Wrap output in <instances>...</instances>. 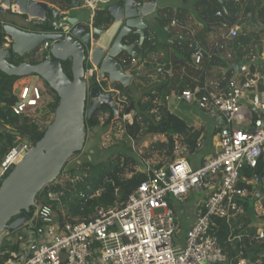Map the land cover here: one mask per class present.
<instances>
[{
	"label": "built area",
	"instance_id": "2783aa9c",
	"mask_svg": "<svg viewBox=\"0 0 264 264\" xmlns=\"http://www.w3.org/2000/svg\"><path fill=\"white\" fill-rule=\"evenodd\" d=\"M80 8L90 14L87 26L95 29L94 21L99 12L108 10L112 0H78ZM142 7L140 3H136ZM224 12H218L223 17ZM68 12H61L59 21L51 22V31L46 34L68 36L72 28L67 23ZM253 14H243L211 49L196 39L191 40L189 50L192 63L198 69L215 56L238 67L232 79L223 85L220 80L207 78L202 82L192 78L194 89L175 94L179 103L195 106L200 112L221 121L218 132L219 150L204 158L200 165L193 166L184 157L187 152L180 135L176 139V157L167 167L145 168L144 181L121 207L111 211L97 209L94 221L60 226L55 210L41 202L34 205V212L18 230H5L0 234L1 264H231L211 234L217 226L216 220L230 218L240 209V201L247 194L240 183H256L243 176L247 168L256 176L264 160V54L253 53L245 48L242 60L236 64L234 41L247 35L252 27ZM39 24L38 21H35ZM174 24H176L174 22ZM53 43L46 41L34 51L42 59H50ZM131 58L123 61L126 66H136ZM185 71V70H184ZM91 53L86 58V77L95 78L101 93H116L115 101L120 108V90L105 85L98 77ZM43 89L39 82L31 81L21 88L19 101L13 112L27 115L43 103ZM253 112L250 126L240 124L243 109ZM119 114V112H118ZM133 113L124 115L123 122L131 123ZM34 147L31 143H20L0 162V185L25 155ZM184 152V153H183ZM264 186V185H263ZM194 189L205 193L198 208L196 222L185 237L170 200L182 202ZM170 198V199H169ZM48 199L62 205L58 193L49 192ZM264 239V232L259 233ZM19 244L18 251H3V245ZM10 257L5 259V256ZM250 263V262H249ZM246 260L237 264H249Z\"/></svg>",
	"mask_w": 264,
	"mask_h": 264
},
{
	"label": "trees",
	"instance_id": "16d2710c",
	"mask_svg": "<svg viewBox=\"0 0 264 264\" xmlns=\"http://www.w3.org/2000/svg\"><path fill=\"white\" fill-rule=\"evenodd\" d=\"M152 1L135 0L141 5ZM220 5L224 7V14L223 17H216L218 11L216 7H220ZM215 6L211 14L215 20H219L220 23L217 26L224 29L225 32L239 21L241 13L248 14L251 11L248 6L247 8L239 7L237 0H228L223 3L221 0H215ZM164 13V10L158 11L159 16H167L166 20L171 21L173 19L174 16L171 13ZM105 15H108V10L98 13L94 21L95 28H105ZM175 17H179L178 13L175 14ZM204 24L206 31L210 32L211 24L208 22H204ZM4 25L0 22V49L5 48L7 44L10 45L11 49L13 42L4 31ZM34 28H38L37 31L39 32L51 31L50 23L35 25ZM257 38L249 33L239 36L234 41L236 64L242 60V53L245 48L254 47ZM157 50L158 45L149 43L146 39L142 49L137 53L136 60L138 61V68L144 65L147 70H155L158 66V70L156 68L153 73V75L158 76V80L153 81L151 79L152 73L142 76L141 71L135 70L133 72L134 86L119 89L121 102L118 117H115L111 107L105 105L86 121L87 133L89 130L100 126L106 130L112 127L114 134L121 133L125 140L122 150L112 153L105 161L80 162L69 169L68 161L58 178L38 194L36 201L49 205L55 210L60 226L65 223L77 225L94 221L97 217L98 208L105 211L120 208L122 203L147 180L145 168L167 167L170 162L175 160L176 139L170 134V130L174 127H178V134L183 138V145L187 152H195L202 132L188 126L184 120L176 118L168 109V102L172 95L195 88L190 79V74L180 79L181 76L178 75V71L181 69L188 70L193 77L202 82H205L207 78H213L226 85L232 79L235 69L229 67V64L218 56L197 69L192 63L191 51L188 50L180 59L181 61L171 76L168 69L156 65L157 63L151 59V55ZM10 61L19 65V62H15L12 56ZM70 64L69 61L62 62L64 72L72 79ZM160 69L162 72H159ZM214 70L217 73L215 76L213 75ZM21 80V78L6 76L0 72V125L8 128L7 131L10 130V132H0V160L13 148L23 143V140H27L28 143L35 146L43 138L48 128L41 129L39 123L32 120L29 114L18 116L13 112L12 107L20 98L21 90L18 88V84ZM93 80H95V85H98L96 79L93 78ZM105 85L107 86L106 83ZM51 92L54 98L50 99L41 109L33 111L38 113L41 118L54 115L59 104L58 95L53 90ZM132 113L131 123L122 121L124 115ZM106 115L108 116L104 118ZM120 121L123 122L121 127L118 126ZM156 136H164L165 141L157 140L149 143L148 146H144L147 138ZM133 142L137 143V150H134ZM255 172L257 178L254 177L251 170L246 168L243 171V176L250 181L258 182L260 180L261 184L264 185V164ZM253 184L255 183H240V187L246 190L247 194L239 200V211L228 219L216 220L217 226L211 231V234L218 238L219 244L231 264H237L243 260H248L252 264H264V239L259 238V228L254 225L248 215L256 195V188ZM49 192L59 194L62 200L61 206L48 199ZM33 212L34 207L28 215L23 213L21 216L28 218ZM17 218L15 217L12 222ZM260 218L264 220V213ZM19 244H5L2 250L18 251ZM9 257V255L5 256V259Z\"/></svg>",
	"mask_w": 264,
	"mask_h": 264
},
{
	"label": "water",
	"instance_id": "95a60500",
	"mask_svg": "<svg viewBox=\"0 0 264 264\" xmlns=\"http://www.w3.org/2000/svg\"><path fill=\"white\" fill-rule=\"evenodd\" d=\"M65 1L74 10L80 8L78 0ZM3 4L27 16L31 22L38 21L40 25L61 18L58 8L36 0H4ZM155 7L154 1L138 7L135 0H125L124 4L109 9L111 23L104 29L95 28L93 31L78 18L70 17L67 23L72 32L68 36L22 30L9 24L3 26L13 42L11 50L20 57L34 52L46 41L53 43L50 59L36 64L15 65L10 61V46L0 49V72L11 77L31 78V86L41 80L58 95L59 104L43 138L3 178L0 185V234L5 230H18L26 223L27 217L21 215L31 212L38 194L58 178L74 154L83 150L87 139L86 121L95 112L107 105L118 117L116 93L103 94L99 85L92 86L89 91L86 77L87 46L100 79L109 81L111 85L119 83L127 87L134 77L126 76L127 68L119 63L118 58L123 52L133 54L132 58L137 57L135 47L138 43L142 46L146 39L148 24L145 17L153 14ZM130 35L139 36V42L132 47L126 45ZM68 61L72 65V79L64 72L62 65V62ZM234 69L238 71L237 66ZM15 217H18L17 220L12 222Z\"/></svg>",
	"mask_w": 264,
	"mask_h": 264
},
{
	"label": "crops",
	"instance_id": "0c3cea01",
	"mask_svg": "<svg viewBox=\"0 0 264 264\" xmlns=\"http://www.w3.org/2000/svg\"><path fill=\"white\" fill-rule=\"evenodd\" d=\"M4 1V0H3ZM39 2H43L49 6H55L60 10V12H65L63 10H67L68 16L67 18H78L81 22H83L86 26L89 21V12L87 10H83L81 8L74 10L72 6H69L68 4L62 3L61 6H57L56 3H51L47 0H36ZM156 2L155 11L153 14L145 17V20L147 22V19H151L152 21L158 18V11H163L164 14L166 12L171 13L174 17L170 21L169 19L166 20V17H164V21L156 24V31H157V37H147L149 43H153L154 45H158V50L156 53L151 55V59L156 62V65L163 66L164 68L168 69L171 76H173V70L176 69L175 67L179 62L180 59L188 52L189 50V44L191 40L196 39L199 42H201L206 48L212 47L213 44L219 41L217 36L220 34L219 27L217 25L220 23L219 20H215V17L212 16L211 11L215 6V0H153ZM228 0H221V3ZM239 7L242 6L244 8L250 7L251 11L249 13L253 14V26L247 28L248 33L253 35L254 37H258L257 41L254 43V47H250L251 52L253 53H260L264 54V0H237ZM2 0H0V3ZM125 0H112V3L110 4L108 8V15H105L104 19V25L112 22V18L109 12V9L124 4ZM145 5V4H144ZM218 8V12H224V7L220 5ZM179 15V17H175V14ZM170 15V14H169ZM217 17V15H216ZM53 22V20L51 21ZM51 22H49L51 24ZM174 22L176 24H174ZM204 22H208L211 24V31L207 32L205 29ZM35 25H40L36 22ZM221 29V28H220ZM222 32H224V29H221ZM222 34V33H221ZM220 34V37H221ZM145 39V41H146ZM144 41V42H145ZM139 42V36H135L133 39L131 38L129 43L127 41L126 45L136 44ZM144 44V43H143ZM143 45L140 46L139 43L137 44L135 51L138 53L142 49ZM6 48V47H5ZM148 49V48H147ZM190 51V50H189ZM125 52H123L124 54ZM120 57L119 63L121 62V59L123 57ZM121 64V63H120ZM138 64V63H137ZM123 66V65H122ZM127 68L125 74L126 76H133V72L135 70H139L142 72V76H145L146 74H151L150 77L153 79V69H145L144 65H141L139 68L136 66H124ZM158 67V66H157ZM159 72H162L160 69ZM190 74V79L195 78L189 71H184L183 69L178 71V75L181 77L187 76ZM99 77V72H98ZM107 82L108 86L111 88L120 89L122 85L119 83L116 84H110L109 81ZM134 79L133 81L128 85L129 87H133L134 85ZM24 85V84H23ZM44 94L46 95V89L44 88V83L40 82L39 84ZM127 86V87H128ZM120 87V88H118ZM48 98V95H46ZM175 98V95H173ZM170 101V99H169ZM191 106V105H189ZM168 109L170 111V106L168 102ZM192 108H196L195 106H191ZM197 109V108H196ZM195 111V109H194ZM171 112V111H170ZM253 112L249 109H243L242 114L239 116L240 124L244 126H250L252 122ZM184 120L188 126L194 127L197 130H200L202 132V137L200 141L197 144V147L195 149V152L191 155H188V152L184 153V157H189L190 163L193 166H198L201 164L202 160L208 156L214 155L218 150V132L219 128L221 126V121L217 118H213L208 116L207 114L202 113L200 116L201 122L197 123L196 120L191 121L192 123L187 122L186 119L180 118ZM192 124H195L192 126ZM174 131V132H171ZM170 134L173 135H179L178 134V127H174L170 130ZM165 141V139H164ZM171 163V162H170ZM264 164V160H263ZM256 182L254 187L256 188V195L255 199L252 203V206L249 210V217L251 221L254 223L255 226L259 228V233L264 232V220L260 218V216L264 213V186ZM258 184V187H256ZM205 198V193L201 190L194 189L191 191L184 201L178 202L175 200H170L171 206L175 209L177 213V218L181 227V237H185L186 233L196 222L197 216H198V208L201 205ZM249 263V261L247 260ZM252 264V263H249Z\"/></svg>",
	"mask_w": 264,
	"mask_h": 264
},
{
	"label": "rangeland",
	"instance_id": "374dc122",
	"mask_svg": "<svg viewBox=\"0 0 264 264\" xmlns=\"http://www.w3.org/2000/svg\"><path fill=\"white\" fill-rule=\"evenodd\" d=\"M47 1H49L51 3H56L57 6H61L62 3L67 4V2L65 0H47ZM3 2L4 1L2 0V2L0 3V22L1 23H4L5 25L6 24L7 25L8 24L13 25V26L20 28V29H23V30H31L34 32H39V31H37L38 28H34L35 24H36L35 21H32V22L29 21L27 16L20 15L19 12L16 11V9L6 8L4 6ZM63 11H67V10H63ZM162 21H164V17L161 15L158 18L156 17V19L153 21L148 18L147 19L148 29L145 32L146 36L152 37V38L157 37V31H156L155 25L158 23L160 25V22H162ZM219 32H220V34L222 33L221 37H222V35H224L226 33L225 31L222 32V30L220 28H219ZM220 34L217 36L216 39H218V37L221 38ZM134 37H135L134 35H130L127 39L128 43H129L130 39L131 38L133 39ZM133 45H135V44H131V45L128 44L127 46L132 47ZM9 46L10 45L7 44L5 47L7 48ZM86 51H87L86 52V58H87L88 54L90 53L89 46H87ZM37 52L38 51H34V52L26 54L24 57H20L18 54L14 53L13 50H11L12 57H14L15 62H19V64H27V63L36 64L37 62H40L42 57L39 54H37ZM134 52L136 53L135 50H134ZM132 57H133V54L125 52L123 54V57H122L121 62H120L121 65L125 66L123 64V61L130 62ZM118 60H120V58H118ZM71 67H72V65L70 64V68ZM156 68L158 70V67H156ZM156 68H155V70H156ZM155 70L153 71V73L155 72ZM216 74H217L216 70H214L213 75L215 76ZM21 79L22 80L18 84V88L20 90H21L23 84H27L28 82H30L32 80L31 78H21ZM180 79H183V77H180ZM152 80L153 81L158 80V76L156 74H154ZM40 82H42V81L40 80L39 84H40ZM94 82H95V80L88 78L89 91H90V88L95 85ZM44 88L46 89V95H48V98L43 92V98H44L43 103L38 108V110L41 109L50 99L54 98V95L51 92L52 89L50 87H48L47 85H44ZM118 88H120V87H118ZM89 100H90V98H88V101ZM169 106H170L171 113L176 118H178V119L184 118L189 123H192L191 121H193V120H196L197 123L201 122V120H199V119H200L202 112H200L196 108H192L191 106H189L186 103L177 102L173 95L170 98ZM194 109H195V111H194ZM28 113H29V117L32 120L37 121L39 123L41 129L47 128L52 123V121L54 120V115L47 116V118H41L38 113H35V112H28ZM107 116L108 115H106L104 118H106ZM122 124H123V122L120 121L118 123V126L121 127ZM194 125L195 124H192V126H194ZM7 130H8V128H5L4 126L2 127L0 125V132H2V133L10 132V130L9 131H7ZM164 139H165L164 136H156V137L147 138L144 146H148L149 143L155 142L157 140H163L164 141ZM22 142L26 143L27 140H23ZM124 143H125V140L122 137L121 133L114 134V130L112 127H110L107 130L105 128H103L102 126L97 127L95 129H91L87 133L86 143H85V146H84L83 150L81 151V153L76 155V156H72L69 159L68 169L74 167L76 164H78L80 162L96 163V162H100V161H105L110 157V155L112 153H116L118 151L120 152L122 150V145ZM137 147H138L137 143L133 142L134 150H137ZM191 154L192 153H190V152L188 153V155H191ZM179 156L181 157V155H179ZM179 156H175V158L179 157ZM187 159L190 161L189 157ZM0 162H1V160H0Z\"/></svg>",
	"mask_w": 264,
	"mask_h": 264
},
{
	"label": "clouds",
	"instance_id": "9594fccd",
	"mask_svg": "<svg viewBox=\"0 0 264 264\" xmlns=\"http://www.w3.org/2000/svg\"><path fill=\"white\" fill-rule=\"evenodd\" d=\"M31 23V22H30Z\"/></svg>",
	"mask_w": 264,
	"mask_h": 264
},
{
	"label": "flooded vegetation",
	"instance_id": "af4514ba",
	"mask_svg": "<svg viewBox=\"0 0 264 264\" xmlns=\"http://www.w3.org/2000/svg\"><path fill=\"white\" fill-rule=\"evenodd\" d=\"M23 30V29H22Z\"/></svg>",
	"mask_w": 264,
	"mask_h": 264
}]
</instances>
